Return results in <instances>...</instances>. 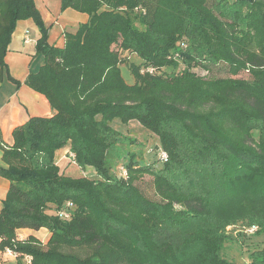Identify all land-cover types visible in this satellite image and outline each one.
I'll return each instance as SVG.
<instances>
[{"label":"trees","instance_id":"trees-1","mask_svg":"<svg viewBox=\"0 0 264 264\" xmlns=\"http://www.w3.org/2000/svg\"><path fill=\"white\" fill-rule=\"evenodd\" d=\"M61 9L90 19L58 48L34 0H0V82L18 22L33 20L44 64L24 84L54 112L17 127L11 146L0 136L10 183L0 251L31 264H187L197 246L196 264H236L210 228L189 231L181 249L163 231L213 215L200 177L221 185L222 170L231 190L264 181V0H62ZM128 56L139 59L133 83L122 72ZM116 122L158 138L160 167L127 156ZM64 149L81 176L61 171ZM146 177L157 200L140 188ZM24 229L51 236L20 240ZM250 260L264 264V241Z\"/></svg>","mask_w":264,"mask_h":264},{"label":"rangeland","instance_id":"rangeland-1","mask_svg":"<svg viewBox=\"0 0 264 264\" xmlns=\"http://www.w3.org/2000/svg\"><path fill=\"white\" fill-rule=\"evenodd\" d=\"M233 1L231 0V2ZM232 4L234 3L229 4L226 10L233 9ZM135 25L139 26V23L135 22ZM128 57L129 63L122 67V72L127 82L133 83L134 77L131 74L129 64H138L139 59L136 56ZM113 128L121 135L119 147L130 149L128 157L131 155L136 156L137 159L143 157L147 163L156 164L157 167H160L156 151L159 147V140L156 136L147 132L136 122L127 125L116 122ZM122 151L118 153L119 156L122 155ZM58 159L57 157L56 161ZM68 174L77 176V167L70 168ZM230 174L232 175L233 172ZM214 178L221 185H216L213 180L207 177H200L196 183L200 192L211 197L213 215L209 218L193 220L186 227H165L163 236L172 240L174 245L181 249L189 231L202 227L210 228L225 238L221 250L224 259L231 263L248 264L252 255L263 247L264 229L260 230L258 225L264 224V181H245L236 189L231 190L228 184L224 186L222 183L223 179L228 178L227 175H223L222 170H219ZM140 188L147 198L153 201L157 200L150 177H146L141 182ZM253 227L256 230L251 234L249 231ZM197 250V246L187 249V264H196L195 254Z\"/></svg>","mask_w":264,"mask_h":264},{"label":"crops","instance_id":"crops-1","mask_svg":"<svg viewBox=\"0 0 264 264\" xmlns=\"http://www.w3.org/2000/svg\"><path fill=\"white\" fill-rule=\"evenodd\" d=\"M62 0H34L45 26L49 29V44L63 48L66 44V35L74 34L79 27L89 22L90 17L74 10L62 11ZM41 34L33 20L18 22L12 35L11 43L5 56L6 69L0 82V136L3 142L11 146L13 144V131L29 121L33 117H51L53 110L47 99L31 90L24 82L31 74L39 70L44 64V58L37 54L36 45ZM9 77L21 83L14 84ZM63 151V155L61 154ZM57 153V164L62 172L68 174L70 168L77 167L78 176L81 171L78 166L70 164L68 149ZM5 167L3 151L0 148V168ZM69 175V174H68ZM10 188V183L0 176V212ZM29 236L47 243L50 233L46 229L40 231L20 230L18 237L25 240ZM0 264H26L25 260H19L17 256L0 251Z\"/></svg>","mask_w":264,"mask_h":264},{"label":"built area","instance_id":"built-area-1","mask_svg":"<svg viewBox=\"0 0 264 264\" xmlns=\"http://www.w3.org/2000/svg\"><path fill=\"white\" fill-rule=\"evenodd\" d=\"M150 73H152L151 70H149ZM68 156L70 157V160H71V163L72 164H76L75 162V155L72 154V153H68ZM122 173L125 174V170L122 171ZM70 206V205H69ZM62 215H64L65 218H69V214L68 213H63ZM256 230L255 227H253L249 232L252 234L254 231ZM8 253L12 254V255H15L13 252L11 251H7ZM16 256V255H15ZM25 261H26V264H31V258L29 257H26L25 258Z\"/></svg>","mask_w":264,"mask_h":264}]
</instances>
